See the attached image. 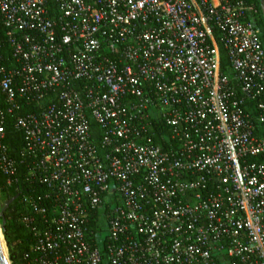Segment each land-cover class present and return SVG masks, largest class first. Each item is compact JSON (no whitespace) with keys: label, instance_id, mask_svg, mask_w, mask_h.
I'll return each instance as SVG.
<instances>
[{"label":"built area","instance_id":"obj_1","mask_svg":"<svg viewBox=\"0 0 264 264\" xmlns=\"http://www.w3.org/2000/svg\"><path fill=\"white\" fill-rule=\"evenodd\" d=\"M257 15L253 0H0V172L10 185L24 165L43 188L21 195L28 264H264Z\"/></svg>","mask_w":264,"mask_h":264},{"label":"trees","instance_id":"obj_2","mask_svg":"<svg viewBox=\"0 0 264 264\" xmlns=\"http://www.w3.org/2000/svg\"><path fill=\"white\" fill-rule=\"evenodd\" d=\"M258 9V15L253 18L254 24L258 28L260 33V39L264 40V17L262 15L260 0H253ZM213 34L215 39L218 38L217 31L213 29ZM261 41V43H262ZM218 51H219V69L220 72L228 77L231 76L232 70L229 63V57L227 50L223 47L221 42L217 41ZM248 108L251 110L252 117L255 118V108L254 105L249 103ZM36 109V106L31 104L29 106L24 105L21 112L25 113L27 111H31ZM93 131L98 136V131L96 125L93 124ZM5 138L4 141L8 146L9 154L12 158H14L17 162L20 159V152L22 150V146L24 144L22 134L19 130L16 129L13 121V117L8 115L5 121ZM156 139L163 144V146H167V136L164 131H160L156 128ZM26 168L24 165H18V177H15L11 184H7V178L0 172V197L2 198V204L0 205V209L2 208L5 201L12 199L5 211L3 212L4 223L0 218V226L2 235L7 245L8 249V257L11 261V264H28V261L24 259V254L29 248L30 235L26 227L21 223V214L23 212L24 205L21 203V195L24 192L33 193H41L43 188L39 185L30 187L27 183H24L22 180V176ZM114 194L110 193L102 205L97 209V217L100 218L99 224L97 225L94 219H90L89 225L93 230L101 232L104 230L105 224L104 220L108 218L110 214V210L112 208V204L114 202ZM102 252L104 250L102 248Z\"/></svg>","mask_w":264,"mask_h":264},{"label":"water","instance_id":"obj_3","mask_svg":"<svg viewBox=\"0 0 264 264\" xmlns=\"http://www.w3.org/2000/svg\"><path fill=\"white\" fill-rule=\"evenodd\" d=\"M260 7H261L262 15L264 17V0H260ZM11 200L12 199L5 201L2 208L0 209V218L2 220V223H4L3 212L5 211L6 207L8 206V204L10 203ZM0 233L2 236L1 226H0ZM2 240H3V238H2ZM5 246H6V244L3 246L1 239H0V264H11L9 257H8V254H7V251L4 249Z\"/></svg>","mask_w":264,"mask_h":264},{"label":"rangeland","instance_id":"obj_4","mask_svg":"<svg viewBox=\"0 0 264 264\" xmlns=\"http://www.w3.org/2000/svg\"><path fill=\"white\" fill-rule=\"evenodd\" d=\"M2 204V198L0 197V205ZM2 238H3V240H4V237H3V235H2ZM3 243H4V245L6 244V242H5V240L3 241ZM5 249H6V251H7V254H8V249H7V245L5 246ZM10 260V259H9ZM10 263H11V261H10Z\"/></svg>","mask_w":264,"mask_h":264},{"label":"bare ground","instance_id":"obj_5","mask_svg":"<svg viewBox=\"0 0 264 264\" xmlns=\"http://www.w3.org/2000/svg\"><path fill=\"white\" fill-rule=\"evenodd\" d=\"M0 239H1V242H2V244H3V246H4V243H3V240H2L1 233H0ZM4 249H5V247H4ZM5 250H6V249H5Z\"/></svg>","mask_w":264,"mask_h":264},{"label":"crops","instance_id":"obj_6","mask_svg":"<svg viewBox=\"0 0 264 264\" xmlns=\"http://www.w3.org/2000/svg\"><path fill=\"white\" fill-rule=\"evenodd\" d=\"M262 41V40H261ZM262 46H263V48H264V40L262 41Z\"/></svg>","mask_w":264,"mask_h":264}]
</instances>
